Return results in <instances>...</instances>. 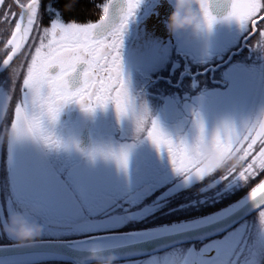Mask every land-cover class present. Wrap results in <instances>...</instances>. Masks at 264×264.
Segmentation results:
<instances>
[{
    "label": "snow or ice",
    "instance_id": "1",
    "mask_svg": "<svg viewBox=\"0 0 264 264\" xmlns=\"http://www.w3.org/2000/svg\"><path fill=\"white\" fill-rule=\"evenodd\" d=\"M17 3L22 9L19 14L0 13L5 23H9V16L14 22L6 43L13 55L25 45L32 54L22 82V98L15 105L10 126L16 138L7 143V172L10 169L7 218L20 211L26 214L35 211L34 201L23 193L32 188L36 163L30 159H15L16 146L30 136L31 142L47 150H67L57 137L45 131L44 122H55L68 104H77L87 113L113 106L118 120L128 119L133 123L135 140H146L158 154H166L173 172L186 180L204 181L211 176L195 158L197 145L209 137L222 156L235 155L242 162L239 170L237 167L226 170L212 180L213 184L219 179L246 186L247 181L264 173V111L239 129L225 121L211 131L201 114L193 111L188 134L173 137L152 118L147 104L131 94L120 53L125 32L143 0H105L98 5L101 9L98 21L85 23L66 22L60 10L49 4L45 11L51 17L50 27H41L42 0H27V3L17 0ZM4 4L5 0H0V6ZM74 6L68 3L65 8L71 11ZM205 19L209 29L216 23V18L207 12ZM225 19L239 26L246 43L258 32L256 45L250 47L264 48V23H260L264 21V0H232ZM12 59L9 55L3 65H9ZM81 66L78 86L73 88L70 80ZM53 68L59 69L55 75L50 73ZM10 100V94L0 88V122L4 121ZM134 147L135 144L110 146L106 151L88 154L111 160L126 171L129 151ZM76 149L80 150L78 145ZM248 198L259 210L264 224V181L251 189Z\"/></svg>",
    "mask_w": 264,
    "mask_h": 264
},
{
    "label": "flooded vegetation",
    "instance_id": "2",
    "mask_svg": "<svg viewBox=\"0 0 264 264\" xmlns=\"http://www.w3.org/2000/svg\"><path fill=\"white\" fill-rule=\"evenodd\" d=\"M9 1L12 4L10 6H7V4L3 5L0 13L14 12L19 14L22 9L19 7L17 0ZM19 2L27 3V0H19ZM173 4L174 0H143L134 20L129 23L128 29L125 32L120 53L123 72L127 71L129 64H139V67H135V72L139 77L134 75L131 81L127 82L130 92L134 97L142 100L147 105L149 104V106L151 105L154 109H159L160 106L166 109L173 106H165L163 104L164 97L160 100L161 93L159 91L161 89L164 90L165 85L173 90L177 89L184 96L183 100L187 91L199 89L202 92V90L219 87L228 88L241 84L250 86L252 83H255L256 91H259L258 93L264 91L257 89L259 85L264 84V48L250 47L256 45L259 39L258 32L246 43L239 26L234 21L225 19L230 11V6L221 3V0H209V11L216 18V23L213 24L211 29L205 25L197 30L195 34L181 32L173 35L166 28L168 18L173 11ZM6 7L8 9H5ZM41 13L44 12L40 8ZM0 18V88L4 89L11 96L4 121L0 122V130H3L11 126V121L14 119L15 105L22 98V82L26 75L32 53L28 51V45H25L23 50L13 55L6 41L10 39V32L14 27V22L11 21L10 16L9 23L4 22L3 15H0ZM50 19L46 15L43 18L41 17V27H50ZM260 23H264V21ZM164 49H167L169 53H166ZM162 50H164L163 53ZM168 54L169 61H171L170 66L168 67L166 64L163 67L164 71L163 69L159 70L161 76L151 77L152 72L149 62L162 60V57L166 58ZM9 55H12L13 59L9 62V65L5 66L3 65V60L7 59ZM154 55L158 57L150 61V58ZM229 57H232V59L230 60ZM142 62L144 64L140 65ZM173 65L177 66L174 68ZM58 71L59 69L53 68L50 70V73L55 75ZM200 91L196 94L193 93V95H198L201 93ZM202 100H205V98ZM113 112L115 110L111 105L105 109H97L92 113H87L77 104H68L61 110L56 127L64 134L63 138L65 140H71L72 143L78 144L80 150L78 151L76 148L70 147L67 150L50 151L43 148V146L36 145L34 142L24 141L16 146L13 153L14 158L17 160L30 159L36 163V183L38 181V183L45 184L50 179L60 181V176H62V173L64 174V167L67 162L69 164H78L80 163L79 160L91 162L94 159L88 154V150L93 144L99 142V137L96 134L97 130L101 132L112 130L116 126V121H112L115 119ZM99 117H101V123H98ZM164 120L167 121L168 117L164 118ZM105 122L106 124H104ZM86 130H89L91 144L88 150L84 151L81 148V135ZM71 156H76L77 159L69 160ZM9 172L10 169L7 172V144L5 143L0 145V221L4 218L7 219L6 198L10 190L7 184ZM30 194L34 196L30 199L34 201L35 207H38L36 210L41 212V217H43L44 221H51L53 213L61 216L60 214L67 215L66 212H69H65L64 209L67 208L64 207H61L59 210L53 207L50 208L48 203L51 202L52 195L49 193L44 194L36 190ZM55 195H59L56 198H59L57 200L61 204L60 200L66 197L67 194L59 192ZM32 213L28 215L30 216ZM257 215L258 213L255 216L246 218V221L240 223L225 233V235L202 243L194 242L193 244H186L177 248H180L183 253V250L189 251L190 249H195L199 251L207 247V245H215L217 242L219 244L224 243V246L220 248L221 252L223 249H228L222 257L220 256L214 263L210 264H264V239L259 234H250L254 223L249 224L247 222L257 217ZM246 223L247 226L249 225L248 227H246ZM52 225L49 222L46 226L51 228ZM69 229L67 227L66 230ZM117 229L119 228L112 229L114 231H110L111 229L101 231L96 234L124 232ZM236 230H241L242 237L237 234ZM256 240H259L257 246L255 245ZM226 242H229L227 246H225ZM167 252L151 255V257H146V259L150 262L155 259L160 261V263L151 264H166L163 256ZM217 252L218 249L212 252L213 257L216 256ZM182 253L181 258L178 257L176 260L177 264H183L185 260V254ZM141 259L145 258H140L137 261ZM179 259H181L180 262ZM137 261L129 260L116 264H132V262L138 264L147 263V261ZM192 264H200V262L195 260Z\"/></svg>",
    "mask_w": 264,
    "mask_h": 264
},
{
    "label": "trees",
    "instance_id": "3",
    "mask_svg": "<svg viewBox=\"0 0 264 264\" xmlns=\"http://www.w3.org/2000/svg\"><path fill=\"white\" fill-rule=\"evenodd\" d=\"M7 2L11 4L9 0ZM104 2L105 0H42L41 11L44 13H41L40 15L42 18L45 15L48 18H51L48 12L45 11V8L49 4H51L53 8L60 10L63 19L66 22H70L73 20L80 23L89 21L96 22L101 15V9L98 7V5H101ZM68 3H72L75 5L71 11L65 8V5ZM5 9H8V7H6ZM237 86H239L238 88H236L239 94L244 95L245 93L243 94L241 85ZM222 89L224 90V88ZM222 95L225 94L223 93ZM218 102L219 101L213 102L211 104L219 105ZM154 112L155 114H157L159 113V110L155 109L150 113L152 118L154 117ZM245 123L246 122L244 120L241 126H243ZM168 125L169 128H167V126H164L165 128H167L165 129V131L172 134L173 137H175L177 134L186 135V132L189 131L191 126L190 119L188 121H182L180 117H178L177 119L168 118ZM206 127L209 131L212 130V127L209 128L208 125ZM132 134L133 133L127 132L125 130L123 132V129L121 127L116 126L112 130H104L102 132L101 143L111 147L129 145L132 144V142H134L136 145H140V143L137 142L133 138V136H130ZM145 143L147 147H153L148 141H146ZM153 151L155 153L153 154L154 156L151 157L152 160L150 162L148 158L143 161V159H141L140 157L139 152L135 154H132L131 151L129 152V156L131 158L129 157L128 160V168L131 166L133 174L128 173L126 175H123V173H121L123 172L121 168L117 167V165L113 161L106 160L103 157L100 158L97 156L93 159L92 163H90V168H86L89 174L85 173L81 175L80 173L74 175L71 168L75 167L77 164H73L74 166H71L70 168L64 167V174L62 173V176H60V178L61 180L65 181L66 184H68L67 189L69 191L77 192V189H75L78 187L77 183H75L77 181H79V183H81L85 189L92 191L96 186H105L103 191L96 192L99 196H110L112 198L108 200L105 199V201L95 200L93 202L94 209L92 212H90V214L92 216H95V219H102V221H106V217H111L119 213L121 214L122 212H138L137 210H144L149 208L152 210V213L149 214V216L134 222L130 220V222L128 221V224H125L121 226V228L119 227V229H117L124 232H128L130 230H139L140 228L150 229L152 227L158 228L160 226H170L171 224L182 223V221L187 222L197 218L201 219L204 216L213 215L214 213L223 211L224 208L230 207L235 204V202L243 199L253 187L258 186V184L264 179V173H259L254 178L247 181L246 186H241L236 181L221 182L219 179H217L215 184H213L212 180L214 178H218L223 174L222 172H217L214 176H210L204 181H191L190 185H183L179 190H177L178 187H176L175 184L180 182L181 179L184 181L183 177L178 176L175 172H173L166 154L159 155L155 149H153ZM155 155H157V157ZM131 162H135V164L132 166ZM140 162H142L143 164ZM246 162L247 161L243 163ZM241 163L242 162L239 161V166L237 167L238 170ZM76 168L73 169L75 170ZM68 170H71V173H69ZM132 177L136 182L132 181V183H130L127 181V179L132 180ZM35 179L36 175L34 181ZM59 182L60 181L56 179H50L49 181V183L52 184V188H54V183L59 185ZM55 186L56 188H54V191L67 193V191L63 189V186ZM32 187H34L35 190H39L43 186L38 185V183L34 182ZM45 187L43 188V190H41V192L44 194L47 193V189L45 190ZM58 188L59 190H57ZM174 189L177 190L176 193H172ZM35 190L31 188L27 192L31 193L35 192ZM54 191L51 190V192H48L50 195H52L53 201L51 200V206L53 208H55L57 202H59V200H57L59 198H56L59 195H55L57 193H55ZM93 197H91V200ZM66 199H68L67 195L66 197L62 198V200H60L61 204H57V206L67 208L70 214H73V212L76 211L75 206L72 207L71 205H68ZM64 200L66 201L64 202ZM92 234L94 233H88L85 236H89ZM9 243L13 242L10 240H0V245H9ZM170 252L171 251H168L167 254H169ZM180 260L181 259H179V262ZM140 261H148V259L145 258L141 259ZM32 264L71 263L66 261H45L43 263Z\"/></svg>",
    "mask_w": 264,
    "mask_h": 264
},
{
    "label": "rangeland",
    "instance_id": "4",
    "mask_svg": "<svg viewBox=\"0 0 264 264\" xmlns=\"http://www.w3.org/2000/svg\"><path fill=\"white\" fill-rule=\"evenodd\" d=\"M6 4H7V6H10L12 3L9 4L7 2V0H5L4 5H6ZM1 7L2 6H0V9H1ZM164 50L166 53H169L167 49H164ZM164 50H162V53L164 52ZM157 57H158L157 55H154L153 57L150 58V61H153V59H155ZM170 63H171V61H169V54L166 56V58L162 57V60H155L153 62H149L150 67H151V72H152L151 77L161 76V74L159 73V70L163 69L164 65H166V64L169 67ZM142 64H144V63L143 62L140 63V65H142ZM138 65H139L138 63L137 64L131 63L128 65L129 67H128L127 71L123 72L126 82H130L134 75L139 77V75H137V73L135 72V70H136L135 67H139ZM175 66H177V65H175ZM175 66H174V68H175ZM164 70L165 69H163V71ZM252 84L250 85L251 87L246 85V84H241L242 92H243V94L245 93L244 95H240L238 90H236V88H238L239 86L234 85V86H230L228 88H224V90L219 87V88H215V89L202 90V92L199 89L198 90H191L190 92L187 91L184 100H183L184 96L181 95V93L177 89L173 90L169 86L167 87V85H165V89L164 90L161 89L159 91V93H161L160 100H162V98L164 97L163 104L165 106L167 105L169 107H171V106H173V107L172 108L167 107L166 109H164L163 107L160 106L158 109L159 113L155 114V112H156L155 111L153 113V115H154L153 118L156 119L160 123L161 127L165 130V129L169 128V125H168V120L165 121L164 118L168 117L169 119H175V118L177 119L178 117H180V119L182 121H188L189 119L191 121L192 112L198 111L201 114L202 118L204 119L206 126L208 125L209 128L212 127V129H213L218 124L227 121V122H230L232 125H234L237 129H239L242 127L241 124H242V122H244V120H245V122L250 123V122L255 120V118L257 117V115L261 111H264V91L261 93H258L259 91H256L255 83H252ZM257 89H259L260 91L264 90V84L259 85ZM198 91H200L201 93L194 96L193 93L196 94V93H198ZM223 93L225 95H222ZM204 98H205V101L202 100ZM158 100H159V98H158ZM217 101H219L218 102L219 105L211 104V103L217 102ZM155 102H156V98H155ZM147 106H148L150 113L153 112L155 109H157V108H155V109L152 108L151 105L149 106V104ZM161 112H163V114H161ZM160 114L162 115L163 119L161 118ZM113 115H114L116 120L113 119L112 121L113 122L116 121V126L121 127L123 129V132L125 130L127 132L133 133L130 136L131 137L133 136V138L135 139L133 123L128 119L118 120L115 112H113ZM98 120H99L98 123H101V117H99ZM106 122L104 124H106ZM164 126H167V128H165ZM115 127H113V128H115ZM102 132L99 130L96 131V134L98 135V137L100 139V143H101ZM188 132H186V135L188 134ZM145 142L146 141H144L143 143L139 142L140 145L139 144L136 145L134 142H132V144H135V147L132 148L130 151L132 154L139 152L140 157H141V159H143V161H145L146 158H148V160L150 162L152 160L151 157L154 156L153 154L155 152L153 151L154 148L153 147H147V145H145L146 144ZM155 156L157 157V155H155ZM98 157H100V156H98ZM100 158H102V157H100ZM71 159L76 160L77 157L71 156V158L69 160H71ZM79 161H80V163H78L75 167L71 168V170H73L72 173L74 175L80 174V173H81V175H83L85 173L89 174L87 169L90 168V166H91L90 163H92L93 160L91 162H89L87 160L86 161L79 160ZM140 163H142V162H140ZM134 164H135V162H131L132 166ZM71 166H74V165L69 164L67 162L65 168L66 167L70 168ZM73 168H76V169L74 170ZM71 170H68L69 173H71ZM121 170L123 171V172H121V173H123V175H126L128 173L133 174V170H132L131 166L129 168H127L126 171L123 169H121ZM54 173H56V172L54 171ZM50 175L52 176V174H50ZM172 175H173V172H172ZM183 179H184V181L181 179L180 182L175 184V186L178 187L177 190H179L183 185L188 186V185H190L191 181H195V179H187V180L185 178H183ZM127 181L130 183H132V181L136 182L135 180H133V177H132V180L127 179ZM262 181H264V179ZM37 183H38V181H37ZM75 183H77V186H78L77 188H75V189H77V192L76 191H69L67 189L68 184H66L65 181H63L61 179H60L59 185L55 184V183L53 184L54 188H56L55 185H57L59 187L63 186V189H65L67 191L66 194L68 196V199H66V200L68 202V205H71L72 207L75 206L76 211L73 212V214L72 213L70 214V212L69 213L66 212V211H68L67 209H64V211L66 212L67 215H63V213H62V214H60L61 216H57L55 213H53L52 214V220L49 222L52 223L53 225H57V226H61V227H63V226L69 227L70 228L69 230H66V229L59 230V229H54V228L51 229L50 227L46 226L49 222L44 221L43 217H41V212H38L36 210L38 207H35V211L30 216L27 214L28 219L30 221L39 223L43 226V234L39 239H41V240L42 239L70 240V239H74V237L82 238L85 235H87L88 233L96 234V233H99L101 231H106V230H110V229H111L110 231H114L112 229H116L119 227L121 228V226L128 224L130 222V220H132V222L138 221V220L143 219L144 217L149 216V214L152 213V210L149 208V209H144V210H137L138 212L127 211V212H122L121 214L120 213L115 214L114 216L106 217L107 218V219L105 218L106 221H102V219H95V216H92L90 214V212H92L94 209L93 202L95 200L105 201V199L108 200L112 197H110V196L104 197L103 195H100V196L98 195L97 192L103 191L105 186L104 187L96 186L95 189L92 191V190L85 189L84 186L81 183H79V181H77ZM38 185L43 186L42 188H40V190H38V192L43 190V188L45 186H46L45 190L47 189V193L51 192V190L54 191V188H52V184L49 182L45 183V184L38 183ZM32 188L35 190L34 187H32ZM57 190H59V188ZM177 190L174 189V191H172V193H174V192L176 193ZM54 192L59 193L60 191H54ZM31 193H33V192H31ZM23 195H25L28 198L34 197L30 193H28L27 191L25 193H23ZM91 197H93L92 200H91ZM66 200H64V202ZM52 201L50 203H48L50 205V208L52 207L51 206ZM57 204L60 205L59 202H57ZM57 204H56L55 208L59 210L61 207L57 206ZM83 210H84V212H83ZM209 216H211V215H209ZM204 217H208V216H204ZM201 219H203V218H201ZM194 220H198V218L194 219ZM6 222H7V219H5V218L0 221V240H8V241L10 240L13 242H17L14 239L10 238L9 236H7V235L4 236L5 234L3 235L2 229H3V225ZM247 222L249 224L254 223L252 226V229H251L252 231H250V234H256V235L259 234V236L264 239V227H263L264 224L261 223L259 215H257V217H255V218H253ZM248 226L246 223V227H248ZM236 232H237V234H239L242 237L241 230H236ZM231 237H232V234H231ZM258 242H259V240H256V242H255L256 246L258 245ZM228 244H229V242H226L225 246H227ZM221 246H224V243L219 244L217 242V243H215V245H207V247H204L202 250H199V251H197L195 249H190L189 251L183 250V253L185 254V260H184L183 264H192L195 260H198L200 262V264L214 263L216 261V259L220 258V256L222 257L224 255V253L226 252V250L228 249V248L223 249L224 252L223 251L221 252V250H220ZM215 249H218V252H217L216 256L213 257L212 252L215 251ZM181 253H182V250L180 248L172 249V251L169 254H166L163 256L165 259L164 262L166 264H175L176 263L175 261L178 259L177 257L181 258ZM206 255H208V256H206ZM151 263H160V261L155 259V260H151V262L147 261L146 264H151ZM129 264H131V263H129ZM132 264H138V263L132 262Z\"/></svg>",
    "mask_w": 264,
    "mask_h": 264
},
{
    "label": "water",
    "instance_id": "5",
    "mask_svg": "<svg viewBox=\"0 0 264 264\" xmlns=\"http://www.w3.org/2000/svg\"><path fill=\"white\" fill-rule=\"evenodd\" d=\"M22 50V49H21ZM19 50V51H21ZM230 60L232 57H229ZM83 66L77 69L70 85L78 86L79 74ZM91 144L89 130L81 135V148L87 151ZM259 210L248 198V194L223 211L203 219L160 226L137 231L89 235L70 240H37L28 246L18 243L0 245V264H32L45 261H61L71 264H95L93 253L101 249L105 254L117 256L116 263L151 257L194 242H204L225 235L246 218L257 214ZM54 229H67L52 225Z\"/></svg>",
    "mask_w": 264,
    "mask_h": 264
},
{
    "label": "clouds",
    "instance_id": "6",
    "mask_svg": "<svg viewBox=\"0 0 264 264\" xmlns=\"http://www.w3.org/2000/svg\"><path fill=\"white\" fill-rule=\"evenodd\" d=\"M221 3L231 6L232 0H221ZM206 12L211 14L209 11V0H174L173 11L168 18L166 28L173 35L181 32L195 34L201 27L207 26ZM57 120L55 122H44L45 131L57 137L68 148H76L78 144L63 138L64 134L56 127ZM220 124L222 125L223 122ZM15 138L16 133L11 127L0 130V145L7 144ZM25 139L31 141L30 136ZM109 147L98 143L93 144L88 151H106ZM197 152L198 154L195 158L199 161V166L210 172L211 176H214L217 172L224 173L228 169L239 166L238 157L235 155L222 156L210 137L205 138L197 145ZM2 231L17 241L19 246H28L39 240L43 234V226L30 221L27 214L20 211L7 218ZM117 259L116 255L105 254L101 249H97L93 253L95 264H116Z\"/></svg>",
    "mask_w": 264,
    "mask_h": 264
},
{
    "label": "bare ground",
    "instance_id": "7",
    "mask_svg": "<svg viewBox=\"0 0 264 264\" xmlns=\"http://www.w3.org/2000/svg\"><path fill=\"white\" fill-rule=\"evenodd\" d=\"M258 213V212H257ZM256 214L252 215V216H255ZM251 217V216H250Z\"/></svg>",
    "mask_w": 264,
    "mask_h": 264
}]
</instances>
